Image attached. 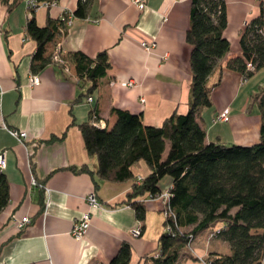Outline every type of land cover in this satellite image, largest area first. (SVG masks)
I'll use <instances>...</instances> for the list:
<instances>
[{"label":"crops","instance_id":"1","mask_svg":"<svg viewBox=\"0 0 264 264\" xmlns=\"http://www.w3.org/2000/svg\"><path fill=\"white\" fill-rule=\"evenodd\" d=\"M10 2L0 0V153L5 159L3 174L9 194L8 204L0 212V264H109L123 242L131 246L129 264H140L144 255L157 249L164 220L161 201L144 202V229L133 237L139 222L126 196L134 180L111 183L69 170L82 166L93 170L96 164L85 150L77 125L88 121L95 104L100 122L108 129L116 119L111 108L140 114L150 126H160L174 112L187 113L192 80L191 48L185 42L190 0H145L142 10L130 0H91L87 17L74 18L66 31L56 35L47 45L46 56L56 44L64 53L80 51L89 57L107 52L110 69L91 93V102L83 96L89 84L78 83L72 64L49 63L37 73L30 71L36 43L24 28L31 15L41 27L48 15L57 19L65 9L73 12L77 0H59L54 7L34 12L23 1L12 7ZM235 12L244 11L237 7ZM142 43L151 44V49L145 50ZM238 54L230 51L219 62L221 81L211 93L216 108L203 109L196 118L205 143H226L251 133L257 137V120L246 116V91L257 93L259 86L252 80L258 73L244 80L225 69L227 60ZM219 73L217 69L210 81L214 83ZM33 74L40 80L36 86L30 85ZM129 80L133 87L121 85ZM220 96H224L221 102ZM225 110L229 121L214 122L216 114ZM11 129L25 132L27 140L22 143L13 138ZM62 134L63 139L47 142ZM132 173L134 179H142L149 169L139 161ZM32 179L43 182V192L31 185ZM170 185L169 177L159 183L162 192ZM90 193H95L99 207L87 205ZM86 212L90 214L89 228L76 241L71 236L72 225ZM25 216L30 225L18 231L16 223Z\"/></svg>","mask_w":264,"mask_h":264},{"label":"trees","instance_id":"2","mask_svg":"<svg viewBox=\"0 0 264 264\" xmlns=\"http://www.w3.org/2000/svg\"><path fill=\"white\" fill-rule=\"evenodd\" d=\"M253 1L258 4V12L240 31L239 54L225 64L226 70L240 74L244 80L264 72V0ZM16 2L11 1L8 6ZM90 2L77 0L73 17L85 19ZM227 26L226 0H190L185 42L191 48L192 80L186 114L174 112L160 126H150L143 123L140 114L111 108L110 113L116 119L108 129L98 126L100 119L95 104L89 111L88 121L77 125L85 150L95 158L96 164L93 170L87 166L69 170L95 175L111 183L134 180L126 202L140 223L141 233L146 215L145 200L160 196L159 183L164 177L171 180L157 249L144 255L140 264H178L194 239L208 230L229 246V253L212 251L205 264H263L264 87H258L257 93L250 97L257 104L260 118L259 140L255 144L205 143V133L196 120L204 108L212 106L211 93L221 81L219 62L230 52V42L224 35ZM24 28L26 35L36 43L30 71L37 73L49 63L63 67L64 62H68L73 66L78 83L89 84L83 96L91 98L99 80L110 69L107 52H99L94 57L80 51L64 53L61 48L55 52L56 44L46 56L47 45L66 31L64 22L48 15L44 26L40 27L31 15ZM55 54L59 63L54 61ZM217 69L219 77L210 84V77ZM64 135L53 136L47 142L61 140ZM139 161L149 169V174L140 181L134 179L132 173V167ZM31 168L33 170V165ZM35 180L43 192V182ZM95 187H98L97 181ZM8 200V182L2 172L0 212ZM130 259L131 246L123 242L109 264H129Z\"/></svg>","mask_w":264,"mask_h":264},{"label":"rangeland","instance_id":"3","mask_svg":"<svg viewBox=\"0 0 264 264\" xmlns=\"http://www.w3.org/2000/svg\"><path fill=\"white\" fill-rule=\"evenodd\" d=\"M227 3V13H228V26L225 30V37L230 42V51L232 52H238L239 51V34L241 29L243 28L245 22L253 18L257 12H258V4L254 2L253 0H245L240 2H234L231 0H226ZM239 7L242 12L236 13L235 9ZM252 82H257V85L259 87H264V72H259L255 79L252 80ZM213 83V81H210V84ZM231 85L232 83H228ZM226 89H229L231 87L225 86ZM253 89L249 92L246 91V97L248 98L247 103V113L246 116H249L250 119L257 120V125L255 126L257 130V137L254 139V135L251 133L250 135L247 134V136H244L242 138H239L235 136V138L228 139L226 141L227 144H236V145H252L258 142L259 138V113H258V107L256 102H253L249 96L251 94H254ZM219 95V93H218ZM212 97V96H211ZM224 96L219 97V101H223ZM216 108L215 105H212L209 108H204V111H213ZM225 112V111H223ZM221 112V113H223ZM221 113L216 114L214 117L217 118V120H213L214 122H223L220 121L219 115ZM228 121H229V113L227 114ZM227 121V122H228ZM225 122V123H227ZM215 125V124H214ZM250 130L251 132L254 131L253 123H250ZM247 129V128H246ZM228 136V134H227ZM215 140V139H214ZM163 211V208H162ZM219 252V253H229V246L222 241L220 238L214 237L213 233L211 231H205L199 234L194 241L190 244V246L185 250V253H183L178 261V264H205V260L207 259V256L210 252ZM191 256V258H188V256ZM264 264V259H263Z\"/></svg>","mask_w":264,"mask_h":264},{"label":"built area","instance_id":"4","mask_svg":"<svg viewBox=\"0 0 264 264\" xmlns=\"http://www.w3.org/2000/svg\"><path fill=\"white\" fill-rule=\"evenodd\" d=\"M10 1H14V0H10ZM16 1H23L25 3L26 9L30 12H34L36 10H38L40 7H45V8H50V7H54L55 5H57V1H52L50 3H38L35 0H16ZM84 1V0H83ZM133 4H135L138 9L142 10L144 8V3L145 0H130ZM59 19H61L64 22L65 27H69L72 25L73 22V15L72 12L68 11V10H63L60 14ZM95 22V21H94ZM142 47H144L145 50H150L152 45L147 44V43H142L141 44ZM59 46H57V49L55 52H58L59 50ZM59 57L57 56V54L54 55V61L59 63ZM40 82L39 77L35 74H33L30 78V85L31 86H36L38 85ZM113 84V83H111ZM121 85L123 87H133L134 82L132 80L126 81V82H122ZM92 98H88L87 101L91 102ZM0 110H1V92H0ZM228 111L225 110V112L221 113L219 115V119L220 121L223 122H227L228 121ZM217 120V118H215ZM214 119V120H215ZM98 126L100 127H104L105 125L102 124L101 122L98 123ZM10 135L17 139L19 142H25L27 140V134L25 132L16 130V129H11L9 130ZM5 169V159H4V155L3 153H0V173L3 172V170ZM138 181L141 180V178L137 179ZM31 185L34 188H40V186L38 185V183L36 182L35 179H32L31 181ZM44 189V188H43ZM168 190L165 192H162L160 194V196H158L157 198L154 199H159L161 201L162 207L163 209L166 207V202L168 200ZM86 203L89 207L91 208H95V207H99V203L98 200L96 198L95 193H90L87 197H86ZM147 200H153L151 198H148ZM146 201V200H145ZM164 216H165V212H163ZM30 218L28 217H22L20 220L17 221L16 223V228L18 231H23L24 229H26L29 225H30ZM89 222H90V214L88 212L82 214V216L73 223L72 225V229H71V236L73 237L74 240L76 241H80L82 240L85 235L86 232L89 228ZM132 236L133 237H139L141 235V228H140V223L138 224V226L132 230Z\"/></svg>","mask_w":264,"mask_h":264}]
</instances>
